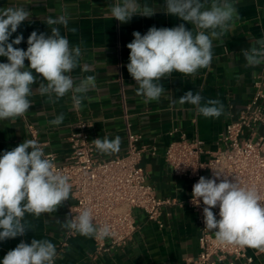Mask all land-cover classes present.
Wrapping results in <instances>:
<instances>
[{"label": "crops", "instance_id": "1", "mask_svg": "<svg viewBox=\"0 0 264 264\" xmlns=\"http://www.w3.org/2000/svg\"><path fill=\"white\" fill-rule=\"evenodd\" d=\"M138 2L156 9V14L151 17L135 15L129 22L121 23L110 14L115 0H0V8L25 6L31 13L30 19L10 38L11 42L22 34L23 41L14 47L23 50H27V38L33 31L50 34L47 17L67 14V27H51H59L70 44L82 50L80 65L72 72L77 83L93 75L97 85L86 94L80 106L74 104L71 92L55 102L34 92L29 97L32 107L23 117L0 120V155L32 139V128L45 154L54 153L58 163H64L71 155L68 138L73 126L83 121L89 125L87 132L92 142L96 138H121L118 153L105 155L95 148L97 158L107 159L126 152L130 130L142 136V145L148 150L156 148L155 155L151 149L143 154L141 167L158 198L172 202L162 209L163 227L149 221L144 212L135 210L137 231L123 250L96 254L94 238L78 233L63 248L61 243L69 231L63 227V222L68 218V206L74 202L71 196L56 212L42 214L38 219L26 214L31 230L24 236L0 241V262L21 241L30 243L32 239H47L56 246L55 264H185L198 256L197 216L185 206L190 195V181L173 174L165 160V151L169 143L178 140L183 133L189 140L199 139L206 153L217 151L228 121L239 116L259 88L264 93V65L247 66L243 56L245 49L264 37V0H231L237 7L239 19L222 37L213 40L210 67L200 69L195 76L173 72L170 78L159 81L164 87L161 97L148 102L137 94L138 85L127 71L130 53L127 44L134 39L132 33L138 31L143 35L153 26L172 28L183 23L188 30L194 26L165 15L162 11L165 0ZM73 28L75 32L71 31ZM0 62H7V58L0 57ZM28 63L26 60V66ZM38 85L39 79L33 89ZM188 90L199 92L205 102L208 99L220 101L225 114L219 118H205L194 105L181 104L180 97ZM61 113L63 122L59 126L51 125L49 121ZM206 157L208 155L204 159ZM248 252L255 264H264V253L253 248Z\"/></svg>", "mask_w": 264, "mask_h": 264}, {"label": "clouds", "instance_id": "2", "mask_svg": "<svg viewBox=\"0 0 264 264\" xmlns=\"http://www.w3.org/2000/svg\"><path fill=\"white\" fill-rule=\"evenodd\" d=\"M162 11L194 28L188 30L181 23L172 28L153 26L143 35L138 31L132 33L134 39L127 44L130 50L127 71L145 102L161 97L164 87L159 81L170 78L173 72L195 76L200 69L209 68L213 40L222 37L239 19L231 0H165ZM156 12L138 0H115L110 9L111 16L121 23L129 22L135 15L151 17ZM30 17L25 6L0 8V57L7 58V62H0V120L23 117L32 107L29 97L34 92L46 95L52 102L71 92L74 104L80 106L86 94L97 87L93 75L77 83L72 72L80 65L82 50L78 45L72 46L59 27H51H67V14L47 17L50 34L33 31L27 38V50L14 47L24 37L17 35L11 42L10 38ZM243 56L247 66L264 65V37L245 49ZM38 79V88L33 89ZM180 103L194 105L205 118L225 114L220 101L205 102L199 92L192 90L180 97ZM63 120L61 113L49 123L59 126ZM93 143L101 154L112 155L120 151L121 138H96ZM228 177L214 169L211 178L201 176L193 185L192 202L199 206L202 201L205 229L214 233L219 244L264 252V196L255 186H242L238 179ZM71 192L70 177L58 170L38 141L24 140L5 150L0 155V241L24 236L31 230L26 214L38 219L42 214L56 212L70 199ZM217 207L219 219L213 212ZM63 227L87 238L111 235L108 226H96L89 209L66 218ZM56 255L52 242L32 239L30 243L21 241L8 251L0 264H55Z\"/></svg>", "mask_w": 264, "mask_h": 264}, {"label": "built area", "instance_id": "3", "mask_svg": "<svg viewBox=\"0 0 264 264\" xmlns=\"http://www.w3.org/2000/svg\"><path fill=\"white\" fill-rule=\"evenodd\" d=\"M257 87H260L259 83ZM88 127L83 121L73 126L68 138L71 155L64 163H58L54 153L46 155L58 166L59 171L70 177L74 202L68 206V218L89 209L98 228H110L109 237L94 238L96 254H106L123 250L131 242L137 231L135 210L144 212L149 221L163 227L162 209L172 202L158 198L141 167L143 154L151 149L155 155L156 148L148 150L142 145V136L128 130L126 152L120 156L99 159L87 132ZM30 132L32 139L37 141V132L32 128ZM205 155H208L206 159ZM165 160L175 176L190 181V195L185 206L196 214L200 231V252L185 264H234L235 261L255 264L248 247L221 245L214 233L205 229L204 205L202 201L199 206L193 204L192 189L201 176L211 178L214 169L229 175L230 180L238 179L242 186H255L264 196V93L260 88L239 116L228 121L217 151L206 153L199 139L189 140L183 133L178 140L169 143ZM213 212L219 219V208H214ZM76 234L69 230L61 247L68 246V240Z\"/></svg>", "mask_w": 264, "mask_h": 264}, {"label": "rangeland", "instance_id": "4", "mask_svg": "<svg viewBox=\"0 0 264 264\" xmlns=\"http://www.w3.org/2000/svg\"><path fill=\"white\" fill-rule=\"evenodd\" d=\"M245 131H246V133H248V130L247 129ZM241 142H244V139H241Z\"/></svg>", "mask_w": 264, "mask_h": 264}]
</instances>
